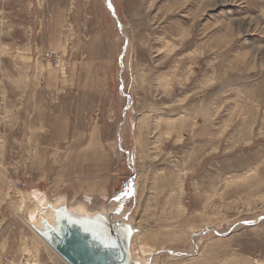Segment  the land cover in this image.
<instances>
[{"label": "rangeland", "instance_id": "obj_1", "mask_svg": "<svg viewBox=\"0 0 264 264\" xmlns=\"http://www.w3.org/2000/svg\"><path fill=\"white\" fill-rule=\"evenodd\" d=\"M60 200L141 264H264V0H0V264H66Z\"/></svg>", "mask_w": 264, "mask_h": 264}, {"label": "water", "instance_id": "obj_2", "mask_svg": "<svg viewBox=\"0 0 264 264\" xmlns=\"http://www.w3.org/2000/svg\"><path fill=\"white\" fill-rule=\"evenodd\" d=\"M118 200L115 212L123 207ZM54 225L41 218L38 233L68 264H140L131 261L129 242L135 229L118 221L108 226L99 214L77 216L65 207L52 208Z\"/></svg>", "mask_w": 264, "mask_h": 264}, {"label": "bare ground", "instance_id": "obj_3", "mask_svg": "<svg viewBox=\"0 0 264 264\" xmlns=\"http://www.w3.org/2000/svg\"><path fill=\"white\" fill-rule=\"evenodd\" d=\"M61 202H62V204H59V205H55V206H53V207H51V206H49V210H45V209H42L43 210V212L42 213H40V217H38L37 219H35V220H29V223H28V226H29V228L30 229H32L33 231V234L37 237V239L38 240H40V242H45V244H47L48 245V247H50V249L51 250H53L58 256H60L46 241H45V239L38 233V231L37 230H39L40 228H41V218L43 217V218H45V219H47L48 220V222L50 223V224H52V225H54V221H53V217H54V214H53V212H52V208H59V207H65L66 208V210L68 211V212H70V213H72V214H75V215H77V216H81V215H89V216H93L95 213L96 214H99V215H101V216H103V218H104V220H105V222H106V224L108 225V226H110V225H114L117 221H118V223H119V225H121V226H124V225H129L131 228H133V229H135V231L131 234V239H132V237H133V235L134 234H136L138 231H139V229H136L135 227H133V225H131V220H132V218L131 217H129V218H131V220L130 219H128V216H129V214L128 213H126L125 215L124 214H121L118 218H116V217H112L111 215H109L110 213L108 212V211H98V212H93V213H90V212H86V211H83V210H80L79 208L77 209V208H68L67 207V205H66V203L64 202V200L62 201V200H60ZM45 204H42V207L44 206ZM36 206V205H35ZM124 208V207H123ZM106 209V208H105ZM104 209V210H105ZM30 210H32V209H30ZM30 213V212H29ZM32 213H33V210H32ZM31 213V214H32ZM125 220V221H124ZM127 220V221H126ZM123 221V222H122ZM32 226V227H31ZM134 226H135V224H134ZM193 232V231H192ZM39 236H37V235ZM42 240H41V239ZM130 239V242H129V247H128V250H129V256H130V260L131 261H136V260H134V251H133V243H132V240ZM143 248V247H142ZM155 248H152V249H149V250H147V248H143L142 249V253H143V255H152L153 254V252H155ZM60 258H61V256H60ZM63 259V258H62ZM64 260V259H63ZM65 261V260H64ZM66 262V261H65ZM66 264H68L67 262H66ZM141 264V263H140Z\"/></svg>", "mask_w": 264, "mask_h": 264}, {"label": "built area", "instance_id": "obj_4", "mask_svg": "<svg viewBox=\"0 0 264 264\" xmlns=\"http://www.w3.org/2000/svg\"><path fill=\"white\" fill-rule=\"evenodd\" d=\"M45 56L48 57V58L52 57V52H51V51L46 52V53H45Z\"/></svg>", "mask_w": 264, "mask_h": 264}]
</instances>
